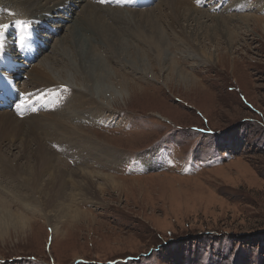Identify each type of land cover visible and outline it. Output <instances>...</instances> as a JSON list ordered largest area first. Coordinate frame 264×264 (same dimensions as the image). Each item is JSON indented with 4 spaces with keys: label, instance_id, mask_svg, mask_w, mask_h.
I'll return each instance as SVG.
<instances>
[{
    "label": "rangeland",
    "instance_id": "374dc122",
    "mask_svg": "<svg viewBox=\"0 0 264 264\" xmlns=\"http://www.w3.org/2000/svg\"><path fill=\"white\" fill-rule=\"evenodd\" d=\"M190 1L206 14L262 19H232L228 27L237 26L231 31L215 17H201L195 29L173 24L176 31L189 30L187 39L202 60L196 53L187 56L188 45L176 40L167 54L155 49L150 29L158 22L166 26L167 12L136 19L130 23L135 30L118 45L122 54L112 53L110 61L108 52L103 55L109 65L96 90L110 98L109 109L101 110L105 119L72 117L68 123L80 130L68 134L70 150L56 137L44 140L66 161L67 171L103 170L120 188L72 192L73 180L67 188L52 179L53 170L41 171L36 143L23 147L16 124L0 122V203L7 205L0 209V264H264V0ZM68 2L74 10L62 12L67 19L81 14V2ZM6 16L0 12V21ZM53 20L54 35L22 67L27 71L45 63L69 74L77 69L75 53L64 42L72 23L55 28ZM0 26L7 48L11 31L18 34L24 24ZM16 50L15 45L17 55ZM188 73L194 83L182 80ZM20 75V89L44 97L33 100L38 106L48 105L45 92L32 91L24 84L28 74ZM17 114L21 121L29 118ZM89 139L101 146L91 150L93 156L79 157ZM156 154L161 162L145 169L142 161L149 164L146 159Z\"/></svg>",
    "mask_w": 264,
    "mask_h": 264
},
{
    "label": "bare ground",
    "instance_id": "6f19581e",
    "mask_svg": "<svg viewBox=\"0 0 264 264\" xmlns=\"http://www.w3.org/2000/svg\"><path fill=\"white\" fill-rule=\"evenodd\" d=\"M78 1L81 2L79 5L81 8V14L74 15V17L67 19L66 16L62 14V12L65 13L67 8L69 12L74 10L73 5H68L70 4L68 0H0L1 15H7L6 18L2 19L0 22H5L6 25H11L12 23L18 21H27L28 25H31V28L27 27L25 30L29 32L30 35H32L34 40H38L37 49L39 52L43 51V47H40V42L44 41V37H47V40L45 39L44 41L45 46H47L48 41L54 35L52 31H56L54 29L50 31L49 29L50 23L54 21L53 18L58 20V22H56L58 24L55 26L53 25L55 28L64 26L65 24L63 25V22L65 20H67L69 23H72L70 26L72 33V35H70L71 38L67 37V39L64 41L66 44H69L72 51L75 53L74 58L77 60V69L71 68V74L67 72V69L56 71L57 69L50 66V63L41 65V68H38L36 65H34V67H32L29 71L22 68L27 64L28 61L23 59L21 55L12 53L17 37L15 35L16 29L14 28V32L11 31L10 35L13 36L12 41H7L5 43L7 48L5 47L0 49V73H4L7 68H9L11 71L10 75L14 77L16 83L18 84V82L20 83L22 81L20 75L21 71H25L28 74L30 80L24 82V84L32 86V91L40 89V93L45 92V98L50 103L47 101L48 105L44 104L46 107H48V110H44L43 104L39 103L38 106L37 102L33 101L44 97L38 96V93L31 92V90L30 93L32 94H29V92L24 93L28 88L26 90L21 88L20 90L22 91L23 96L18 102H16L14 109L10 108L0 110V122H14L16 124L15 129L17 131V135L15 134V137L16 139L20 140L23 147L29 148L32 142L36 143L37 148L33 149V152L37 162H39V164L42 166H40L41 171L46 169L53 170L51 175L52 179L58 181V184H65L67 188L70 187L68 186L69 181L67 180H73L71 187L73 189L71 190L72 192L76 191V193L77 191L89 192L92 190V188L97 187L104 189L105 185L110 188H120L119 184H117L119 181H117V178L112 177L113 175L111 176L110 174H106L103 170H89L86 169L87 167H77L67 171L65 168H63L64 165H62V163L66 165V161H63V159H61V157L56 152H54L50 146L46 145L44 140L46 141L47 138L53 139L56 137L59 142H62L61 144L65 145V148L70 150L71 148L68 145L70 142L68 134L71 132L76 133L75 131L78 132L80 130L77 125L68 123L72 117L75 116L78 118L87 115L93 121H103V119H105L106 116L102 115V109H104L103 105H108L109 107L111 106V102L109 100L110 98H104L102 95L97 96L99 91L96 90L97 82L99 81L100 77H104V72L107 70L109 65L103 55L105 52H108L109 56L106 57L109 58L107 60L110 61L112 57L115 56L113 54H122V51H120L121 48L118 45L123 44V42L126 41V37L123 36L126 35L129 37L131 34L129 31L134 29H131L132 27H130V23L133 24L136 19H142L143 21L150 19L153 20L160 17V14H163V11L167 12L170 14V19L168 20L167 25L163 28L157 27L156 25L159 23L158 22L157 24L155 23L156 25L153 30L150 29V33H153L150 36L153 38L152 41H154V47H156L155 49H157L159 53L162 51L163 53L161 54H167L169 46H171L172 43L171 41L176 40L179 42L178 45H180V47L188 45L189 52L187 50V56H189L190 53H192L191 55L196 53L194 50H192L195 48L194 44L190 42L191 38H189V40L187 39V33H189V30L186 32L187 29H183L185 28L183 27L181 30L176 31L173 24L185 26L187 23V26H192V29H195L199 28L198 19L201 17H215L218 25L222 24V26L224 25L223 27L226 29V31L228 29L231 31L235 24L233 27H228L227 24L228 21H231L232 19H237L241 22H243L242 20L246 21L248 19H262V17L248 13L240 15H237L236 13L229 15H221L224 13H219V15H212L209 13L206 14L203 9L195 6L190 0H156L155 3L159 1L156 9H151V6L143 8L129 7L127 4L128 0H121L120 3H115V5L112 4V1L114 0H105V2H101V0ZM197 1L201 0H196V2ZM112 6L123 7L113 8ZM243 9H245V7H243ZM181 20L184 22H181ZM208 20L209 19H206L205 21ZM147 23L149 24V22ZM165 27L169 28V31ZM142 29H144V27ZM179 36H181L183 40ZM192 36H194V34H192ZM26 39L27 37H24V41H26ZM9 46L10 48L8 49ZM190 50L193 52H190ZM15 55L16 58H14ZM201 55H203V57L209 58V55H204L202 53ZM193 56H196L201 60L203 59L198 53ZM205 61L206 60H204V63ZM197 65L198 63H193L192 66ZM181 77L183 78L182 80H189L191 83L196 81V79L191 77L189 73L182 75ZM18 86L19 88L21 87L20 84H18ZM24 99L26 100L24 101ZM12 111L18 112V114L13 113ZM15 114H17V116H21L22 118H29L21 121L16 116H14ZM59 133H62L61 137H57V134ZM86 144L88 145L89 149H81L80 151L78 149L79 147L77 148L79 151L77 152L79 157L82 154H91L93 156L92 151H94V148L98 147L99 145L101 146L99 142H94L91 139H89V143ZM103 145L104 144H102V149L108 155H112L113 158H118V155H116L114 150L111 151L108 147L107 149L106 146ZM157 154L153 157H150L149 159H146V161H150L149 164L145 161V163L142 161L144 168L154 165L156 162H161V157ZM65 167L67 168V166ZM49 171L50 170H48V172ZM99 179H102V181H99ZM39 187H41V185ZM6 208V203H0V209L5 210ZM81 211L82 213H86L85 210Z\"/></svg>",
    "mask_w": 264,
    "mask_h": 264
},
{
    "label": "snow or ice",
    "instance_id": "6c2138e0",
    "mask_svg": "<svg viewBox=\"0 0 264 264\" xmlns=\"http://www.w3.org/2000/svg\"><path fill=\"white\" fill-rule=\"evenodd\" d=\"M101 2H105V0H101ZM17 23L24 24V26L27 27V23L24 21H18ZM0 27H3V26H0ZM19 43H21V44L24 43V36L23 35L20 36ZM2 48H3V42L0 41V49H2Z\"/></svg>",
    "mask_w": 264,
    "mask_h": 264
}]
</instances>
